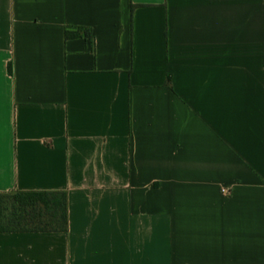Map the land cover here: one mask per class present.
<instances>
[{"label": "crops", "instance_id": "1", "mask_svg": "<svg viewBox=\"0 0 264 264\" xmlns=\"http://www.w3.org/2000/svg\"><path fill=\"white\" fill-rule=\"evenodd\" d=\"M16 191H64L67 229L0 264H264V0H0Z\"/></svg>", "mask_w": 264, "mask_h": 264}, {"label": "trees", "instance_id": "2", "mask_svg": "<svg viewBox=\"0 0 264 264\" xmlns=\"http://www.w3.org/2000/svg\"><path fill=\"white\" fill-rule=\"evenodd\" d=\"M73 33H66L70 36ZM64 191H16L0 193V233L65 232Z\"/></svg>", "mask_w": 264, "mask_h": 264}]
</instances>
